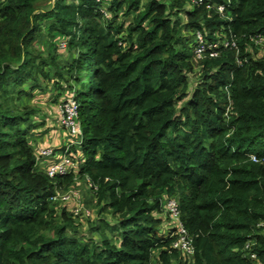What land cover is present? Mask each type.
<instances>
[{
	"label": "trees",
	"instance_id": "obj_1",
	"mask_svg": "<svg viewBox=\"0 0 264 264\" xmlns=\"http://www.w3.org/2000/svg\"><path fill=\"white\" fill-rule=\"evenodd\" d=\"M189 30L237 49L196 59ZM257 35L264 0H0V264H264V163L250 160L264 157ZM41 36L77 56L60 65L55 47L35 46ZM69 81L80 142L45 146L79 150L80 164L49 177L29 140L37 110L20 100ZM85 176L98 218L96 237L81 238L72 204L52 197ZM166 197L192 257L171 247Z\"/></svg>",
	"mask_w": 264,
	"mask_h": 264
},
{
	"label": "built area",
	"instance_id": "obj_2",
	"mask_svg": "<svg viewBox=\"0 0 264 264\" xmlns=\"http://www.w3.org/2000/svg\"><path fill=\"white\" fill-rule=\"evenodd\" d=\"M94 1L97 3L101 2V0ZM202 1L203 0H190L192 5H198L202 3ZM207 7H209V5H207ZM215 8L219 13H222L224 10V5L221 4L216 6ZM102 12L104 14V17H110V14L105 10H102ZM195 37L196 40L193 44L194 47H192V51L196 59H202L205 56L211 58L217 57L221 48L237 49V44L234 38L227 39L224 37L222 40L216 39L213 41H207L198 31L195 32ZM263 41L264 39L261 35H257L251 38V42L254 43L255 46L261 44L263 45ZM58 117L61 127L64 128L72 138H77L80 141L81 130L78 124V102L74 99V93H72L69 97L64 98L61 101V103L59 104ZM69 146L66 145V148H69ZM68 150L65 149L62 154H60V156L58 157V160L44 165L43 169L49 177L64 176L67 175L71 169H78L80 164L79 158H81L80 153L73 154L71 151L68 152ZM52 152L53 151L50 146H44V148H41L39 150L37 149L36 161L40 163L41 161H43V158L45 159L48 156L54 157L52 155ZM250 160L255 163H264V157H259L254 154L250 155ZM84 181L86 185L91 189V191H94L96 189V186L92 185L88 177L85 176ZM73 193H75V191L71 189L67 191L58 190L52 197V201L64 204L71 203L72 205L70 211L73 215L72 218L75 220L76 218L90 217L91 213L89 209H86L85 207L80 206L78 204H74L72 202L74 201ZM162 206L164 208V211L169 216V219L173 224L174 228L173 232L169 234L170 237L174 238L171 243V247L184 255L192 257L193 245L191 243V237L189 236L187 230L179 219V209L177 200L175 198L170 197L163 198ZM247 255L250 258H255V254L253 252H248Z\"/></svg>",
	"mask_w": 264,
	"mask_h": 264
},
{
	"label": "rangeland",
	"instance_id": "obj_3",
	"mask_svg": "<svg viewBox=\"0 0 264 264\" xmlns=\"http://www.w3.org/2000/svg\"><path fill=\"white\" fill-rule=\"evenodd\" d=\"M68 2H71V0H68ZM187 8L191 9V6H187ZM190 32L193 31H183L182 35L186 38H189L188 46L194 47L193 44L196 40V37ZM35 46L39 49L55 47V56L57 57L59 64L62 66L68 64L72 57H76L78 53L76 50L67 51L66 43L64 40H57L56 42L53 41L52 45H50L49 43H47L43 36L37 39ZM256 48L258 50V55H255L256 58H259L264 55V45H257ZM198 71L199 67H194V71L187 74L189 96L197 84ZM65 77L67 79L69 78V75H65ZM68 83H70V85H74L73 82L69 81L63 85V89H55V87H52L46 88L44 90H34L30 97L23 96L20 100V103L32 106L37 110L36 114H34L35 116H33L30 121L32 124L35 125V127L37 126L34 132H31V134L29 135L31 146L34 149V152L37 151V149L39 150L41 148H44L45 145H42L44 143H47L49 145L51 144L53 146H58L60 143H66V145L69 146L70 144L77 145L80 142L79 139L72 138L68 134V132L61 127L59 123V104L64 98L69 97L73 93V91L70 90V87L72 86L69 85L70 87L68 88ZM67 138H69V140H67ZM79 152L80 151H78V153ZM59 156L60 155H57V160ZM49 158L52 157L48 156L45 159H42L45 165L53 162L50 161L51 159ZM43 167L44 165H42V168ZM73 188L74 189L72 190L75 191V193H73L74 201L72 202L74 204L83 206L86 209H89L91 213V216L89 218H82V222H79V219L76 218V223L81 226L79 227V231L83 234L81 238H85L87 232L91 231L92 226L95 225L98 216L96 215V210H94V206L92 204V201L90 200V196H92V193L88 189L86 184L83 181H79V184H75ZM54 203L57 204L56 206L59 209L64 205V203L60 202ZM167 221L168 220L166 219L165 222ZM165 226L168 227L169 222H167ZM91 235L96 237L94 231H91Z\"/></svg>",
	"mask_w": 264,
	"mask_h": 264
},
{
	"label": "crops",
	"instance_id": "obj_4",
	"mask_svg": "<svg viewBox=\"0 0 264 264\" xmlns=\"http://www.w3.org/2000/svg\"><path fill=\"white\" fill-rule=\"evenodd\" d=\"M189 6V5H188ZM34 132V131H33ZM30 140V139H29ZM64 143H60L59 145H63ZM42 145H49V144H47V143H44V144H42ZM51 145V144H50ZM58 145V146H59ZM53 146V145H52ZM55 149H58L57 148V146H53ZM78 151L79 150H77V153H78ZM80 153V152H79ZM49 159H51L50 161H56L57 160V155H56V157H52V158H49ZM47 163H48V161H47ZM42 165H45V163L43 162V161H41L39 164H37L36 165V168L37 169H40V170H42ZM79 184V183H78ZM90 200L93 202V194H92V196H90ZM165 233H167V231H165Z\"/></svg>",
	"mask_w": 264,
	"mask_h": 264
}]
</instances>
